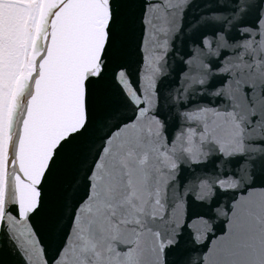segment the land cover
Instances as JSON below:
<instances>
[{
  "label": "water",
  "instance_id": "1",
  "mask_svg": "<svg viewBox=\"0 0 264 264\" xmlns=\"http://www.w3.org/2000/svg\"><path fill=\"white\" fill-rule=\"evenodd\" d=\"M43 19L0 264H264V0H49Z\"/></svg>",
  "mask_w": 264,
  "mask_h": 264
},
{
  "label": "flooded vegetation",
  "instance_id": "2",
  "mask_svg": "<svg viewBox=\"0 0 264 264\" xmlns=\"http://www.w3.org/2000/svg\"><path fill=\"white\" fill-rule=\"evenodd\" d=\"M12 1L2 0L0 2V80H8L7 76L10 75L11 78L14 75L13 72L16 69L14 65L21 47V34L24 36L22 28L30 13L29 8L26 7L30 6L29 4L18 0L20 4L16 5ZM8 52H14V55L5 61L3 57ZM1 90L0 87V92Z\"/></svg>",
  "mask_w": 264,
  "mask_h": 264
},
{
  "label": "bare ground",
  "instance_id": "3",
  "mask_svg": "<svg viewBox=\"0 0 264 264\" xmlns=\"http://www.w3.org/2000/svg\"><path fill=\"white\" fill-rule=\"evenodd\" d=\"M39 1H40L41 6L43 5V8L41 11L40 19L35 20V27L32 28L30 31L31 39H30V42L27 44V64L25 63L24 70H25L26 66L29 67V65L31 64L30 59L33 55L34 49L36 48V44L38 43L39 32H38V28L37 29H35V28L38 26H41L42 24H44L46 22V20L43 18L47 15L49 0H39ZM12 2L16 5L20 4L18 2V0H13ZM41 6H40V8H41ZM26 7L29 8L28 9L29 11L34 10V8L31 6H26ZM33 21H34V19L31 16H28L26 18V25L22 28V30H26V26H31ZM23 23H24V20H23ZM17 33H20V32L17 31ZM13 55H14V52L13 53L8 52L4 55L3 58L5 61H7ZM17 78H18V76L12 81L11 88H10V98L13 101V106H11V108H9L8 112H7L6 130H5L4 140H3V154H4V156H3V158H4L3 168L5 167V169H4L5 178H4V186L1 188V191H0V198H1V200H0V225H1V222H2L4 214H5L4 201H5V194H6L5 193V185H6L7 173H9V174L11 173L15 103H16V91H17V87H18V85L16 84L15 81H17ZM1 83L2 82H0V84ZM11 105H12V103H11Z\"/></svg>",
  "mask_w": 264,
  "mask_h": 264
},
{
  "label": "rangeland",
  "instance_id": "4",
  "mask_svg": "<svg viewBox=\"0 0 264 264\" xmlns=\"http://www.w3.org/2000/svg\"><path fill=\"white\" fill-rule=\"evenodd\" d=\"M21 1L29 3V5L36 10L39 8V3H38L39 0H21ZM35 20H36V17H35L33 23L31 24L30 30L28 32L29 39H31L30 31L35 26ZM23 38H24V36H23V34H21V41L23 40ZM22 47H23V44L19 48V53L16 57V63L13 62V64L15 63L14 67L16 68L13 73H15L17 71V68H20L22 66V52L24 51V49ZM24 48H25V44H24ZM15 77L12 78L11 80H9L8 82H6V81H2V82L4 85L11 87L12 81L15 79ZM7 79H10V75L7 76ZM1 89H2L1 90L2 92H0V191H1V188L3 187V181H4L3 170L5 169V167L3 168V162H4L3 140H4V136H5V130H6V117H7L8 109L11 106H13V101L10 98V89H8V88L7 89L1 88ZM11 103H12V105H11ZM0 200H1V198H0Z\"/></svg>",
  "mask_w": 264,
  "mask_h": 264
}]
</instances>
